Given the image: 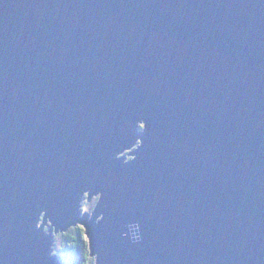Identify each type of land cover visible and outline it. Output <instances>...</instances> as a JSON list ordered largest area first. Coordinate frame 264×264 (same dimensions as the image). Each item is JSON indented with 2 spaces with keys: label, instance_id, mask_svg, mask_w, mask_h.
<instances>
[{
  "label": "water",
  "instance_id": "1",
  "mask_svg": "<svg viewBox=\"0 0 264 264\" xmlns=\"http://www.w3.org/2000/svg\"><path fill=\"white\" fill-rule=\"evenodd\" d=\"M78 226L94 264H264V0H0V264Z\"/></svg>",
  "mask_w": 264,
  "mask_h": 264
},
{
  "label": "trees",
  "instance_id": "2",
  "mask_svg": "<svg viewBox=\"0 0 264 264\" xmlns=\"http://www.w3.org/2000/svg\"><path fill=\"white\" fill-rule=\"evenodd\" d=\"M63 239V245L59 252L63 255L70 254L75 257H80L82 264H94L95 259L91 257L90 246L85 230L81 226L70 229L67 233L60 234Z\"/></svg>",
  "mask_w": 264,
  "mask_h": 264
},
{
  "label": "rangeland",
  "instance_id": "3",
  "mask_svg": "<svg viewBox=\"0 0 264 264\" xmlns=\"http://www.w3.org/2000/svg\"><path fill=\"white\" fill-rule=\"evenodd\" d=\"M124 155L128 157L127 152L124 153ZM130 158L131 157H128V160H130ZM83 212L84 213L91 212V205H87L86 201L83 205ZM55 238H56V245L54 247L55 254H59L65 257L66 261L69 264H82V260L80 259V257H75V256H72L71 254L69 256H66V255H63L61 252H59L60 247L63 245V239L60 237V234L56 235Z\"/></svg>",
  "mask_w": 264,
  "mask_h": 264
},
{
  "label": "flooded vegetation",
  "instance_id": "4",
  "mask_svg": "<svg viewBox=\"0 0 264 264\" xmlns=\"http://www.w3.org/2000/svg\"><path fill=\"white\" fill-rule=\"evenodd\" d=\"M87 205H91V212L93 211L94 207L96 206L97 202H98V198H94L93 201L91 203H89L87 200H85ZM85 203V202H84Z\"/></svg>",
  "mask_w": 264,
  "mask_h": 264
},
{
  "label": "clouds",
  "instance_id": "5",
  "mask_svg": "<svg viewBox=\"0 0 264 264\" xmlns=\"http://www.w3.org/2000/svg\"><path fill=\"white\" fill-rule=\"evenodd\" d=\"M139 230H140V229L138 228L136 234L133 235V238H134L135 240H139V239H140V236H139Z\"/></svg>",
  "mask_w": 264,
  "mask_h": 264
},
{
  "label": "bare ground",
  "instance_id": "6",
  "mask_svg": "<svg viewBox=\"0 0 264 264\" xmlns=\"http://www.w3.org/2000/svg\"><path fill=\"white\" fill-rule=\"evenodd\" d=\"M130 152H132V150H128L127 153L129 154Z\"/></svg>",
  "mask_w": 264,
  "mask_h": 264
}]
</instances>
